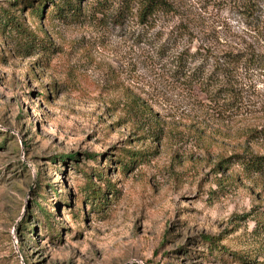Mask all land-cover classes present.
<instances>
[{
    "label": "rangeland",
    "instance_id": "obj_1",
    "mask_svg": "<svg viewBox=\"0 0 264 264\" xmlns=\"http://www.w3.org/2000/svg\"><path fill=\"white\" fill-rule=\"evenodd\" d=\"M167 1L0 0V264H264V0Z\"/></svg>",
    "mask_w": 264,
    "mask_h": 264
},
{
    "label": "trees",
    "instance_id": "obj_2",
    "mask_svg": "<svg viewBox=\"0 0 264 264\" xmlns=\"http://www.w3.org/2000/svg\"><path fill=\"white\" fill-rule=\"evenodd\" d=\"M48 1L51 3V5H53L54 11H55L54 13L60 19L65 18V17H75L80 14L78 0H56V2H52V0H48ZM131 4H137V16H138V21L140 23H145L147 18H149L150 15H153L157 11L168 10L170 7L169 2L167 0H122V3H120V5L118 6V10L120 14L123 15V13L127 12ZM96 11H100V8H96ZM104 11H105V6H104ZM7 16L11 19L13 18V16L11 17L9 15ZM25 35L27 36V34ZM185 53H187L186 50L178 54V57L176 59V69L175 70L180 71L181 75L185 77H189V76H192L191 74L193 72H190L186 75V72L184 70V64H185L187 55L189 56V54H185ZM206 57L207 56H204V58ZM213 64H214V69L205 75V80L210 81V83L220 84L218 75L225 76L224 78H226L227 73H229L232 67L233 69L240 67L245 71L264 68V53L254 52L253 50H250L246 53L225 52L223 54L215 56V60ZM204 69L201 68V70H199L197 74L198 75L202 74V71ZM214 73L215 75H213ZM217 90L221 92H229V87L228 89H224V90H222L219 87ZM258 132L260 136H264V126L262 127V131H258ZM233 157L237 158L244 172H247V173L254 172L257 174L264 175V154H261V155H252L248 153L247 154H236V155H233ZM223 161L224 160H220L218 164H222ZM86 180L88 181V183H90L89 177H87ZM91 193L93 197L94 196L98 197L100 195V192L98 189H92ZM206 239L208 241L214 240L212 236H209Z\"/></svg>",
    "mask_w": 264,
    "mask_h": 264
}]
</instances>
